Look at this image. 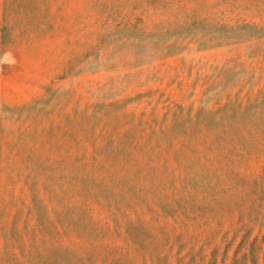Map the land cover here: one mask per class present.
<instances>
[{"label":"rangeland","instance_id":"obj_1","mask_svg":"<svg viewBox=\"0 0 264 264\" xmlns=\"http://www.w3.org/2000/svg\"><path fill=\"white\" fill-rule=\"evenodd\" d=\"M0 264H264V0H0Z\"/></svg>","mask_w":264,"mask_h":264},{"label":"clouds","instance_id":"obj_2","mask_svg":"<svg viewBox=\"0 0 264 264\" xmlns=\"http://www.w3.org/2000/svg\"><path fill=\"white\" fill-rule=\"evenodd\" d=\"M17 60L12 52L6 51L2 56H0V71L3 70L5 66L14 67Z\"/></svg>","mask_w":264,"mask_h":264}]
</instances>
